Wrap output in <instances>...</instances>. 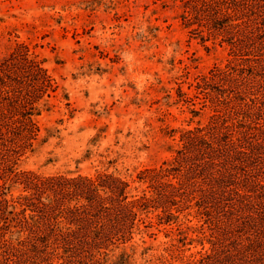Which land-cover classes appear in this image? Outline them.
Segmentation results:
<instances>
[{
  "label": "trees",
  "instance_id": "16d2710c",
  "mask_svg": "<svg viewBox=\"0 0 264 264\" xmlns=\"http://www.w3.org/2000/svg\"><path fill=\"white\" fill-rule=\"evenodd\" d=\"M182 16L227 43L229 62L197 84L208 123L136 177L22 169L59 85L27 45L0 63V264H135L136 238L174 224L199 256L143 264H264V0H186Z\"/></svg>",
  "mask_w": 264,
  "mask_h": 264
},
{
  "label": "rangeland",
  "instance_id": "374dc122",
  "mask_svg": "<svg viewBox=\"0 0 264 264\" xmlns=\"http://www.w3.org/2000/svg\"><path fill=\"white\" fill-rule=\"evenodd\" d=\"M185 1L0 0V63L27 45L59 85L22 169L136 177L174 155L181 131L208 123L212 108L197 84L228 64L230 49L186 26ZM190 218L183 228L197 222ZM177 227L146 244L138 236L135 264L197 254L201 245H183Z\"/></svg>",
  "mask_w": 264,
  "mask_h": 264
}]
</instances>
